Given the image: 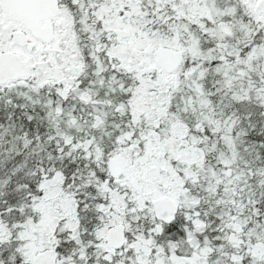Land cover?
I'll use <instances>...</instances> for the list:
<instances>
[{"label":"snow or ice","instance_id":"1","mask_svg":"<svg viewBox=\"0 0 264 264\" xmlns=\"http://www.w3.org/2000/svg\"><path fill=\"white\" fill-rule=\"evenodd\" d=\"M0 264H264V0H0Z\"/></svg>","mask_w":264,"mask_h":264}]
</instances>
